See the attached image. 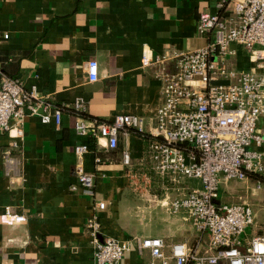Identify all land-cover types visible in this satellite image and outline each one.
<instances>
[{
  "label": "crops",
  "instance_id": "1",
  "mask_svg": "<svg viewBox=\"0 0 264 264\" xmlns=\"http://www.w3.org/2000/svg\"><path fill=\"white\" fill-rule=\"evenodd\" d=\"M232 1L0 0V38L9 35L0 44V71L64 108L60 126L27 115L21 138L0 134V264H94L86 222L98 201L107 204L98 213L102 237L133 242L122 264L151 259L149 250H138L136 239L159 238L168 246L195 243L198 233L187 213L174 215L169 204L199 189L200 181L159 177L148 142L132 129L120 132L115 150H108L105 140L80 136L71 109L82 99L87 121L138 115L149 130L162 89L154 69L142 67L143 53L205 47L209 39L197 33L200 14L222 13L220 5L230 12ZM232 48L237 55L227 57L229 69L256 68L243 46ZM89 61L98 64L95 82L88 77ZM257 127L264 135V116ZM81 144L89 151L78 158L75 147ZM7 151L12 166L3 158ZM126 151L130 165L123 159ZM77 164L94 175V195L77 186ZM220 202L249 203L255 222L253 235L245 238L264 236V179L222 181ZM5 213L25 215L27 221L4 222Z\"/></svg>",
  "mask_w": 264,
  "mask_h": 264
},
{
  "label": "built area",
  "instance_id": "2",
  "mask_svg": "<svg viewBox=\"0 0 264 264\" xmlns=\"http://www.w3.org/2000/svg\"><path fill=\"white\" fill-rule=\"evenodd\" d=\"M230 4V12L220 5L222 13L200 14L197 33L209 39L205 47L163 55L143 53L142 67L154 69L162 89L155 124L149 130L138 115H118L109 122L87 121L83 118L87 104L82 99L71 109L78 115L75 129L80 136L105 140L107 149L115 150L121 131L145 133L152 138L148 150L159 177L201 183L200 189L169 204L170 213H187L198 233L195 245L168 246L159 238L136 239L140 252L151 253L147 264H264V236L245 238L255 222L252 207L220 202L222 181H244L250 175L264 178V135L257 127L264 116V0H233ZM8 39L4 34L0 44ZM233 44L243 46L255 69L261 71L229 69L227 57L237 55ZM87 69L89 80L97 81V62L89 61ZM27 115L60 126L63 110L41 97L36 87L26 89L21 78L0 71V134L21 138ZM88 151L87 144L75 147L78 158ZM3 158L8 166L13 165L10 152ZM123 159L131 164L129 152L123 153ZM75 173L77 186L94 195V175L80 164ZM106 208L104 201H98L96 213L86 222L94 264H122L133 242L102 237L98 213ZM2 220L15 225L27 221L25 215L12 213H5Z\"/></svg>",
  "mask_w": 264,
  "mask_h": 264
},
{
  "label": "trees",
  "instance_id": "3",
  "mask_svg": "<svg viewBox=\"0 0 264 264\" xmlns=\"http://www.w3.org/2000/svg\"><path fill=\"white\" fill-rule=\"evenodd\" d=\"M58 106V105H57ZM59 107H61V106H59ZM62 108V110H64V108L63 107H61ZM134 131V130H133ZM134 132H136L138 135H140V136H142L147 142H148V146H149V144H150V142L152 141V138L149 136V135H147V134H145V133H141V132H138V131H134ZM249 177H259V178H262V179H264L263 177H260V176H257V175H250Z\"/></svg>",
  "mask_w": 264,
  "mask_h": 264
},
{
  "label": "rangeland",
  "instance_id": "4",
  "mask_svg": "<svg viewBox=\"0 0 264 264\" xmlns=\"http://www.w3.org/2000/svg\"><path fill=\"white\" fill-rule=\"evenodd\" d=\"M200 188H201V186H200ZM199 188V189H200ZM242 203V202H241ZM241 203H238V204H241ZM242 204H248V205H250L249 203H242ZM264 211V210H263ZM261 218H263V220H264V215H261ZM253 227V226H252ZM251 227V228H252ZM251 228H249L248 229V231H247V234H246V236L249 234V236H252L253 235V233H252V229ZM193 245H195V243L193 244ZM193 245L191 246V247H193Z\"/></svg>",
  "mask_w": 264,
  "mask_h": 264
}]
</instances>
